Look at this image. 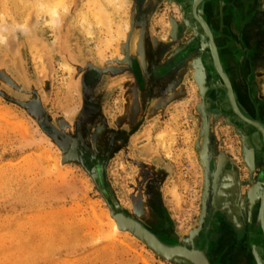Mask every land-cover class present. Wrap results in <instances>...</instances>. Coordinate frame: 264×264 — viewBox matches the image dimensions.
<instances>
[{"label": "rangeland", "instance_id": "1", "mask_svg": "<svg viewBox=\"0 0 264 264\" xmlns=\"http://www.w3.org/2000/svg\"><path fill=\"white\" fill-rule=\"evenodd\" d=\"M41 1L0 0V264H193L159 255L131 229L119 227L116 215L169 249L195 252L205 232L212 240L211 264L226 260L218 248L223 224L213 229L211 223L223 216L241 233L242 264H256L255 254L264 256L262 138L246 125L256 148L247 155L245 132L218 120L212 129L231 159L218 170L206 153L211 123L204 99L207 82L219 75L204 30L185 14L192 0L159 2L152 29L137 37L145 52L129 47V18L119 13L125 0H99L113 26L127 23V36L115 35L112 51L102 44L108 35L101 21L89 36L76 27L86 0H70L68 12L59 11L56 28L46 22ZM99 46L103 57L97 54ZM169 47L174 52L168 67L153 73V63ZM187 61L199 68L182 66ZM172 73L171 86L166 81ZM156 79L163 81L160 97L152 96ZM84 126L82 146L96 154L97 142L102 144L111 130L128 134L129 148H119L99 165L87 163L75 136ZM216 170L215 185L227 194L219 209L210 191ZM222 172L226 175L220 179ZM232 172L234 180L227 175ZM252 176L258 181L256 194ZM237 186L243 193L240 202ZM148 187L156 192L154 200ZM152 211L165 221V231L156 227ZM111 216L117 233L110 228ZM164 232L171 233L165 240L169 245L157 236L166 237Z\"/></svg>", "mask_w": 264, "mask_h": 264}, {"label": "flooded vegetation", "instance_id": "2", "mask_svg": "<svg viewBox=\"0 0 264 264\" xmlns=\"http://www.w3.org/2000/svg\"><path fill=\"white\" fill-rule=\"evenodd\" d=\"M126 5L125 7L129 8L127 13L128 16V20L130 22V29L128 30L130 33V46L132 48L133 51H135V49H137L139 52L144 51V48L142 49L140 46V50H139V46H137L136 42L139 43V41H137V37H141V36H145L148 35L149 30H151V21L152 18L154 16V10H156V6H158L159 2L161 0H125ZM170 2H175L178 0H169ZM131 11V12H130ZM201 16L203 17V19L205 20V22L207 23V25L212 28L211 24H210V20L208 15L206 14H202ZM186 28V27H185ZM212 30V29H211ZM214 30H212L213 32ZM223 32H221L222 34ZM214 36L215 33H214ZM217 38V37H216ZM217 46V45H216ZM173 49L171 47L167 48L165 54L163 56H161V61H157V63H153V73L161 70V71H165V69L168 67V63L169 60L171 59V57L173 56ZM142 54V53H141ZM171 61V60H170ZM191 65L190 62L188 63H182V66H189ZM199 64L197 62H193L191 67L194 68V66H196V69H198L199 67H197ZM221 67L222 70L225 72V74L227 75L228 78V82L229 85L231 87L232 93H233V98H235V103L238 107V109L240 110V112L247 118L251 119V120H258L256 118H254V116H252L250 114V112H248L241 104V95L239 93V87L240 85L239 80L236 79L230 72H228V70L223 66L222 62H221ZM140 69V68H139ZM141 71V69H140ZM157 74V73H156ZM89 79H91L90 77H92L91 75H87ZM173 79H175L174 73H172L170 75L169 78H167V81L169 85L172 86L173 83ZM157 81H154L155 83V87L154 90L152 92V96L153 97H160L162 95L163 92V81H161L160 79H156ZM95 79H93L92 82H94ZM138 82L139 79H138ZM208 86H209V91L206 94V97L204 99V115L207 116V121H209L210 126H209V138H208V143L206 145V153L208 154V156H212L214 163L216 162V164H218V170L221 168L222 164H226L228 163V161H230V157L229 155L226 153V151L221 150L222 148L220 147V142H218V140H216V135L215 132L213 131L212 127L215 126L216 123H218L220 120H222L224 122V124H233V131H235V128L240 130L241 132H245V139L247 140V146L245 147L246 150V154H249V151L252 150L253 148L256 150L255 147H253V143H251L250 137H249V128L246 127V125H249L247 122H245L244 120H242L238 114L234 111L231 101L229 99V91L227 88V83L224 82L220 76L219 78H212L211 80L209 79V81L207 82ZM257 88V86H255ZM254 87V88H255ZM247 96H249L250 100L254 103V105L256 104L253 99L251 98V96L249 95V93H246ZM142 97V96H141ZM148 98V97H147ZM146 100V99H145ZM215 118H217V121H215ZM219 120V121H218ZM242 122H245L244 124H242ZM99 121L95 120V125H98ZM250 126V125H249ZM96 127V126H95ZM131 127V126H129ZM87 127H82L80 129V131H76V138L78 139V143L79 146L78 148H80V153L79 155H81L83 157V159L90 164H95V165H99L101 163V161L105 160L106 158H108L109 156H111L112 154H114L116 152V150H118L119 148H122L124 150L128 149L129 145V140L127 139V135L128 134H124L123 133H115L113 130H111L110 132H108L107 137L105 139H103L102 144L97 142V148H98V152L99 154H96V152H94L93 150H89L86 147L82 146L83 143L86 141V134L85 132H87ZM125 131V130H123ZM93 131H91V135H93ZM101 137H99V139H101ZM239 145V144H238ZM253 149V150H254ZM254 150V151H255ZM215 159V161H214ZM256 160V161H255ZM255 160L251 163L253 164V168L255 169L256 166L259 164V160L255 158ZM224 164V165H225ZM227 168V166H226ZM221 171V170H220ZM230 172V171H228ZM223 173V172H222ZM216 174H218L217 170L215 171L214 174H211L210 176V191L211 194L213 193V196H215L214 198L217 200V208H220V203L223 200V197L227 194H224L222 191V188L219 185H215V181L214 178L216 179ZM226 175L225 173L221 174V178H224ZM228 177H232V179L234 180L236 177V173L232 172L227 174ZM252 182L253 185L255 186V188H253V194H256L257 191L255 190L257 188V179L254 178L252 176ZM236 192H234V194L237 197V201L240 202L243 198V193L240 189V187H236ZM147 191L150 195V200H154L156 197V192L154 191L153 187H148ZM253 194L251 196H253ZM238 204L237 203V208H238ZM154 212V211H152ZM221 212V211H220ZM235 213L238 214L237 209L235 208ZM153 214H155V218H154V223L156 225V227H161L163 229V231H165L166 229L164 228L166 226L165 221H162V219H159L156 217V213L154 212ZM239 215V214H238ZM238 215H235V217H238ZM239 218V222H240V217ZM242 221V220H241ZM229 224H228V223ZM225 221L224 217L221 216V222L219 223V221H212L211 223H214L212 228L213 229H217V226H219V224H223V228L225 229V232H221L220 237L218 238V248L221 249V256H226V260H224V264H242V257L245 255L244 254V249L242 248L243 246V242L241 241V233H239L238 231H236V229H232L230 226V222L229 221ZM241 223V222H240ZM239 223V225H240ZM238 224V223H237ZM215 225V226H214ZM242 227V225H240ZM239 226V227H240ZM167 227V226H166ZM164 234H166V237L163 236V238L159 235H157L159 237V239H161V242H165L164 244H171V242L169 241H165L166 238H169V235H171V233H166L164 232ZM211 239L208 237V235L203 232L200 236V239L196 240L195 242V252L188 250L192 253H197V254H201L202 256H204L208 263L211 264L210 258L209 256V247H210V243H211ZM228 257V258H227Z\"/></svg>", "mask_w": 264, "mask_h": 264}, {"label": "crops", "instance_id": "3", "mask_svg": "<svg viewBox=\"0 0 264 264\" xmlns=\"http://www.w3.org/2000/svg\"><path fill=\"white\" fill-rule=\"evenodd\" d=\"M210 1L212 15H206L221 48L220 60L239 80L242 106L264 125V0Z\"/></svg>", "mask_w": 264, "mask_h": 264}, {"label": "water", "instance_id": "4", "mask_svg": "<svg viewBox=\"0 0 264 264\" xmlns=\"http://www.w3.org/2000/svg\"><path fill=\"white\" fill-rule=\"evenodd\" d=\"M188 4H189V8L185 14L189 16L190 21L193 24L194 23L198 24L204 30L205 35H203V36L207 39V44H208V47L210 50L211 58L213 61V66H214L216 72L218 73V75L220 76V78L224 82L227 83V88L229 91V98H230V101H231V104H232L234 111L238 114V116L242 120H244L249 125H251L253 128H255V130H257V132L260 134V136L262 138V143H263V148H264V125L259 120H251V119L245 117L239 111V109L235 103V100L233 98V93H232L231 87L229 85L227 75L225 74V72L222 70V67H221L220 55H219V52H218V49H217V46L215 43L213 32H212L211 28L207 24H205V22H204L205 20L201 16V13L206 14V12L209 13L210 15H212L210 12L211 1L210 0H192L191 3H188ZM185 20H186L187 24H189L188 19H185ZM263 151H264V149H263ZM115 218H116V221H117L119 227L131 229L137 236L144 239L146 241V243L153 250H155V252H157L159 255L163 256L164 258L169 259L173 256H179V257H183V258L191 261L193 264H197L193 260V257H195V255L200 256V254L192 253L185 248H173V249L165 248L150 233H148L145 229H143L140 225L133 223V222L125 221L121 215H116ZM260 219H261L262 229L264 231V188H263L262 195H261ZM200 257H201L203 264H209L207 259L204 256L201 255ZM254 258H255L256 264H264V256H263V258H261L260 256H257V254H255Z\"/></svg>", "mask_w": 264, "mask_h": 264}, {"label": "bare ground", "instance_id": "5", "mask_svg": "<svg viewBox=\"0 0 264 264\" xmlns=\"http://www.w3.org/2000/svg\"><path fill=\"white\" fill-rule=\"evenodd\" d=\"M112 1L115 3V0H112ZM37 3L39 4L40 7H43L44 8V12L48 14L49 18L47 19L46 22L49 24V26H51L52 28L53 27L56 28L59 25V21H60V18H61L59 11L60 10H65L66 8H68L70 6V4H71V1L70 0H66V1H61V0H43V1L37 2ZM101 3H102V1L100 2L99 0H86L85 3L83 4L82 10L77 13L75 25H76V27L77 26L78 27L80 26V28L82 30H84L85 33H87L88 36H89V35H92V30L91 29L92 28H97V26H96L97 25V22L96 21L97 20L101 21L100 24L105 28V33L108 35V38L104 39L105 41L102 44H104L103 45L104 48H108V49L111 50L113 48V43L115 41L113 39V37H115V35H118L119 38H122L123 39L124 35L127 33V32H125V30L128 29L127 28V23L123 21V23L119 22L117 24L115 22L116 25L114 24V26H113L112 25V21H111L112 19H111L110 14L109 13H106L104 11ZM115 4H117V3H115ZM125 8H127V7H125ZM125 8H124V10H125ZM68 9H66L67 12H68ZM27 10H28V8H27ZM124 10L123 9H119V11H121L119 13L122 14V16H123V14H126L127 13V12L125 13ZM0 14H1V11H0ZM88 16H90V18L92 20L91 22H88L87 21L88 20L87 19ZM122 20H126V19H122ZM205 24H207V23L205 22ZM30 32H32V29H30ZM126 36H127V34H126ZM27 37H28L29 40H32L33 39L32 38V35L30 33H28ZM67 38H69V35L66 36V39ZM3 39H4V35L0 34V40L3 41ZM70 41H72V40H70ZM58 43H60V42H58ZM10 45L12 46V42H11ZM36 46H39V45L37 44ZM102 51H103V48L99 46L97 48V52H98L97 54L99 56H101V57H103L102 56V53H101ZM68 67L67 66H64V68H68ZM108 222H109V225H110L111 230L113 232L117 233L118 226H117V223H116L114 217H112V216L109 217L108 218ZM200 256H201V254H200ZM200 256L199 255H195V257H193V260L197 264H203Z\"/></svg>", "mask_w": 264, "mask_h": 264}]
</instances>
